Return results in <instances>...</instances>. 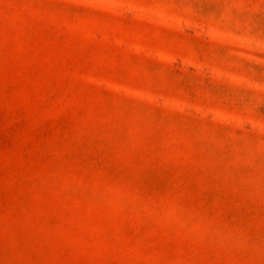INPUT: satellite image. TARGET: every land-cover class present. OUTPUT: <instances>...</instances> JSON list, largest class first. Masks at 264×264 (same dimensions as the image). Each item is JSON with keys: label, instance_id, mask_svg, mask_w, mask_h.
<instances>
[{"label": "rangeland", "instance_id": "374dc122", "mask_svg": "<svg viewBox=\"0 0 264 264\" xmlns=\"http://www.w3.org/2000/svg\"><path fill=\"white\" fill-rule=\"evenodd\" d=\"M0 264H264V0H0Z\"/></svg>", "mask_w": 264, "mask_h": 264}]
</instances>
